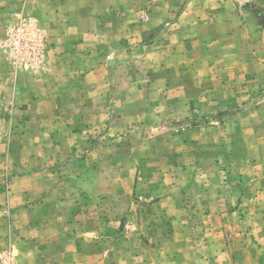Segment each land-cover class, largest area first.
Here are the masks:
<instances>
[{"label": "rangeland", "instance_id": "1", "mask_svg": "<svg viewBox=\"0 0 264 264\" xmlns=\"http://www.w3.org/2000/svg\"><path fill=\"white\" fill-rule=\"evenodd\" d=\"M0 264H264V0H0Z\"/></svg>", "mask_w": 264, "mask_h": 264}]
</instances>
